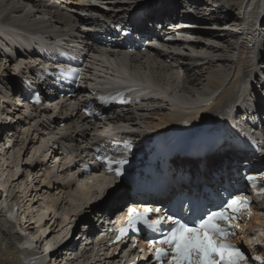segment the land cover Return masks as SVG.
Listing matches in <instances>:
<instances>
[{
    "label": "bare ground",
    "instance_id": "1",
    "mask_svg": "<svg viewBox=\"0 0 264 264\" xmlns=\"http://www.w3.org/2000/svg\"><path fill=\"white\" fill-rule=\"evenodd\" d=\"M133 1L103 0L102 7L91 9L119 17L122 13L138 12L135 8L146 1L147 5H154L149 18L172 20L180 8L193 7L205 14H200L201 18L196 14L179 16V23H212L206 24L208 28L195 31L197 42L172 44L177 49L171 52L149 49L148 54L127 56L118 49L114 54L96 56L97 69L105 71L109 64L112 72L110 76L98 78V83L129 85L141 80L142 84L157 85L164 90L159 99L143 102L136 111H122L118 122L127 135L135 137L136 133L167 129L185 117L195 119L202 114L218 120L228 108L235 107L238 93L249 90V81L252 86L254 76L263 74L264 0H193L189 6L181 0ZM200 1L201 4H197ZM202 2L208 4L205 9L201 7ZM52 3L50 0H0V126L4 124L7 129L5 133L0 130V264H115V255L100 257L88 237L81 236L78 240L76 235L72 237V232L79 233L76 222L80 219L81 226L100 229L96 225L104 222L108 210L104 205L112 200L109 196L118 183L105 177L80 178L78 165H67L73 157H61L62 152H57L62 146L67 152L66 146H70L73 151L87 156L88 146L84 140L89 138L96 142L99 138L94 129L98 127L94 128L89 119L71 111L69 124L58 130L54 120L57 115L50 104L36 106L37 117L28 124V118L33 116L28 110L35 105L25 107L15 97L19 93L15 73L26 63H36V49L52 48L37 39L64 32L90 40L82 29V21L88 20L64 14ZM124 5L128 7L122 8ZM129 9L131 11H127ZM224 12L229 16L223 17ZM233 15L236 17L229 19ZM226 19L229 21L222 22ZM213 23L217 29L210 26ZM249 40L256 44L247 45ZM195 102L199 104L197 110L193 108ZM163 108H167V112H162ZM111 120L115 121L112 117ZM79 123L81 126L69 127ZM102 134L107 135V132ZM54 148L58 160H54ZM218 157L229 160V154L225 153L203 161V171L199 162H193V167L206 175L208 167L214 166L213 160ZM50 160L54 165L47 169ZM128 197L129 193L124 191L120 199ZM103 198L105 200L101 201ZM109 208L112 212V206ZM90 209L95 211L90 212L89 218L83 217ZM255 240L262 246L254 245V248L264 253V232ZM91 251L96 256L95 262H91Z\"/></svg>",
    "mask_w": 264,
    "mask_h": 264
},
{
    "label": "snow or ice",
    "instance_id": "2",
    "mask_svg": "<svg viewBox=\"0 0 264 264\" xmlns=\"http://www.w3.org/2000/svg\"><path fill=\"white\" fill-rule=\"evenodd\" d=\"M63 71V70H61ZM125 147H130V142H124ZM108 171L115 173L117 177L122 175V167L112 168V164L123 165L126 160L107 161ZM249 180L255 181V176H249ZM264 193V188L260 189ZM112 194L119 196L121 193L117 188L112 189ZM246 210L251 215V202L247 197L232 196L218 210L209 211L206 215L192 222H182L172 215H161L156 220L147 219L149 213H159L160 208H144L139 211L135 207H129L127 226L119 229L117 240L121 239L130 228H135L137 222H142L147 228L160 231L158 226L167 222L168 229L163 231L160 238L149 240V245L157 244L155 247V259L161 262L167 257V264H242L247 256L241 248L230 243L227 239L231 228H238L239 224L232 221L238 220L240 214ZM223 221V225L220 223ZM256 259H260L256 257Z\"/></svg>",
    "mask_w": 264,
    "mask_h": 264
},
{
    "label": "rangeland",
    "instance_id": "3",
    "mask_svg": "<svg viewBox=\"0 0 264 264\" xmlns=\"http://www.w3.org/2000/svg\"><path fill=\"white\" fill-rule=\"evenodd\" d=\"M133 1V0H132ZM142 2H144V1H142ZM132 3H135V1H133ZM207 3H209L208 1H207ZM207 3H205V2H202V4H204V5H202L201 7L202 8H205V6L206 5H208ZM132 6H133V4H131ZM126 7H128V5H124V6H122V8H126ZM211 7V6H210ZM229 13H232L231 11H229ZM224 15H223V17H225V16H229V14L228 13H223ZM233 17H236V15H233V16H231V17H229V19L230 18H233ZM226 18H228V17H226ZM229 19H226V20H222V22L223 21H229ZM234 19V18H233ZM218 23V22H217ZM208 28V27H207ZM262 29L264 30V25L262 26ZM231 32H232V29H231ZM234 32V31H233ZM232 32V33H233ZM7 65V64H6ZM262 66H264L263 64H262ZM12 70H15V68H13V66H12ZM148 70V69H147ZM262 70H263V68H262ZM188 79H189V77H187ZM167 87V86H166ZM164 110H162V112H167V108H163ZM5 125L3 124V125H1L0 126V130H1V128L3 129V133H5V132H7V129H6V127H4ZM8 127L10 126V125H7ZM4 127V128H3ZM0 133H2V131H0ZM101 186H104V184H101ZM104 196V195H103ZM103 196H101V197H103ZM97 200H95V201H93V202H90V206H92V205H94V202H96ZM77 223V222H76ZM33 225H36V223H34ZM79 233H77V235H78ZM78 238V237H77Z\"/></svg>",
    "mask_w": 264,
    "mask_h": 264
},
{
    "label": "built area",
    "instance_id": "4",
    "mask_svg": "<svg viewBox=\"0 0 264 264\" xmlns=\"http://www.w3.org/2000/svg\"><path fill=\"white\" fill-rule=\"evenodd\" d=\"M21 102V101H20ZM1 109H2V107H0V112H1ZM36 109L37 108H35V107H32L31 109H29L28 111H30L32 114H33V116H30L29 118H28V120H29V122H28V124L29 123H31V120H33V119H35L36 117H37V112H36ZM38 110V109H37ZM39 111V110H38Z\"/></svg>",
    "mask_w": 264,
    "mask_h": 264
},
{
    "label": "water",
    "instance_id": "5",
    "mask_svg": "<svg viewBox=\"0 0 264 264\" xmlns=\"http://www.w3.org/2000/svg\"><path fill=\"white\" fill-rule=\"evenodd\" d=\"M118 185H120V183Z\"/></svg>",
    "mask_w": 264,
    "mask_h": 264
},
{
    "label": "trees",
    "instance_id": "6",
    "mask_svg": "<svg viewBox=\"0 0 264 264\" xmlns=\"http://www.w3.org/2000/svg\"><path fill=\"white\" fill-rule=\"evenodd\" d=\"M15 75H16V73H15Z\"/></svg>",
    "mask_w": 264,
    "mask_h": 264
}]
</instances>
